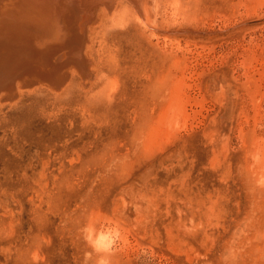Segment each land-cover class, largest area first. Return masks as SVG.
Listing matches in <instances>:
<instances>
[{"label":"rangeland","instance_id":"obj_1","mask_svg":"<svg viewBox=\"0 0 264 264\" xmlns=\"http://www.w3.org/2000/svg\"><path fill=\"white\" fill-rule=\"evenodd\" d=\"M124 1L92 76L0 106V264H97L90 223L110 264H264V0Z\"/></svg>","mask_w":264,"mask_h":264},{"label":"bare ground","instance_id":"obj_2","mask_svg":"<svg viewBox=\"0 0 264 264\" xmlns=\"http://www.w3.org/2000/svg\"><path fill=\"white\" fill-rule=\"evenodd\" d=\"M128 1L145 27L161 33L151 25V0ZM123 4L124 0H0V106L41 85L59 90L76 73L92 76L90 32L97 24L93 20L113 16Z\"/></svg>","mask_w":264,"mask_h":264},{"label":"clouds","instance_id":"obj_3","mask_svg":"<svg viewBox=\"0 0 264 264\" xmlns=\"http://www.w3.org/2000/svg\"><path fill=\"white\" fill-rule=\"evenodd\" d=\"M85 241L99 255L97 264H110L107 258L111 252L110 245L114 244L115 238L118 236V231L110 226H97L88 224L83 229Z\"/></svg>","mask_w":264,"mask_h":264}]
</instances>
